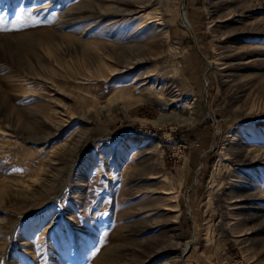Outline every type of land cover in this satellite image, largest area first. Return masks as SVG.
I'll return each instance as SVG.
<instances>
[{
    "label": "rangeland",
    "instance_id": "rangeland-1",
    "mask_svg": "<svg viewBox=\"0 0 264 264\" xmlns=\"http://www.w3.org/2000/svg\"><path fill=\"white\" fill-rule=\"evenodd\" d=\"M0 17V264H264V0Z\"/></svg>",
    "mask_w": 264,
    "mask_h": 264
},
{
    "label": "bare ground",
    "instance_id": "bare-ground-1",
    "mask_svg": "<svg viewBox=\"0 0 264 264\" xmlns=\"http://www.w3.org/2000/svg\"><path fill=\"white\" fill-rule=\"evenodd\" d=\"M183 17H184V21L187 25H190L189 23V20H188V17H187V13L186 12H183ZM264 25V24H263ZM257 29L261 28V25H257L256 26ZM263 29V28H262ZM127 69L129 68H126L125 70H122V71H127ZM133 104V103H132ZM188 246V245H187ZM188 248V247H187ZM186 248V249H187ZM184 256V255H183ZM169 264H184L183 262V259H182V256L178 259V260H174V261H171Z\"/></svg>",
    "mask_w": 264,
    "mask_h": 264
},
{
    "label": "snow or ice",
    "instance_id": "snow-or-ice-1",
    "mask_svg": "<svg viewBox=\"0 0 264 264\" xmlns=\"http://www.w3.org/2000/svg\"><path fill=\"white\" fill-rule=\"evenodd\" d=\"M8 22V21H5L3 17H0V31L4 30L3 29V25ZM16 25L14 24L13 27H15Z\"/></svg>",
    "mask_w": 264,
    "mask_h": 264
}]
</instances>
